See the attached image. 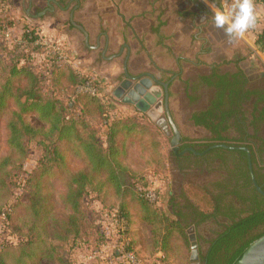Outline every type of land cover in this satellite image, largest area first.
Segmentation results:
<instances>
[{
    "label": "trees",
    "instance_id": "trees-1",
    "mask_svg": "<svg viewBox=\"0 0 264 264\" xmlns=\"http://www.w3.org/2000/svg\"><path fill=\"white\" fill-rule=\"evenodd\" d=\"M0 22L4 36L7 25L12 26L14 20L5 18ZM23 25L22 31L15 37L12 36L11 41L5 40L0 45V123L5 122L6 143L9 148L8 155L0 161V171L8 167L14 155L24 157V160L29 155V143L32 141L41 147L42 156L35 176L28 175L24 184L18 179L23 188L22 192L26 193V200L18 196L16 203L3 209L0 215L6 212V221H11L14 218V208L17 209L19 204L25 202L24 209L29 210L32 215L30 229H33L36 226L35 219L46 204V198L41 193V183L46 178L59 177L65 188L61 200L69 213L60 220L61 225L53 240L63 243L68 241L71 249L79 244L80 239L84 243L88 242L89 246L94 245L93 247L102 244L111 248L103 254V262L128 264L125 257L116 252L120 240L116 220L124 217L128 221L127 233L131 238L132 248L136 249L130 229L131 197L134 195L138 200L155 203L145 189L146 177L136 172L128 158L142 150H150V153L157 155L159 162H164L166 158L162 140L166 135L146 114L130 113L120 107L105 93V81L85 70L80 72L77 68V72L72 69L73 62L60 63L54 55L41 60L40 64L36 62L37 54L45 50L38 43L41 30L35 23ZM259 42L264 47V30L260 33ZM82 75L94 79L96 95L78 92ZM258 96L263 101L264 91L259 92ZM29 116L36 117L42 125L35 126L28 120ZM203 118V115L194 117L200 125H205ZM213 130L218 132L217 127ZM244 134L247 137L243 145L250 149L253 163L259 167L260 172L264 170L260 150L252 143L245 129ZM156 138H159L158 141ZM131 142L137 143L133 149L128 146ZM238 153L246 168L243 172L245 182L253 186L247 153L244 150H239ZM69 157L79 162L80 167L70 168ZM259 172H255L256 179L263 185L264 175H259ZM253 189L260 198L261 195L254 186ZM89 195L91 202H98L102 206H108L103 203L105 200L111 203L108 195L118 198L119 205H109L107 210H103L113 218L110 234L102 231L98 223L89 218L86 206ZM162 209L168 214L164 207ZM202 214L204 220L215 218L219 212L215 207L212 213ZM177 215L183 217L182 212ZM185 227L183 220L178 218L172 221L167 230L170 233L177 229L186 236ZM263 235L262 197L248 215L238 220L233 219L222 233L210 241V246L201 255V259L204 264H233L246 247ZM25 242L26 245L31 243L26 246L29 251L25 256L33 257V240L27 238L22 244ZM48 259L67 262L64 256L53 257L51 252ZM16 264L27 263L22 259Z\"/></svg>",
    "mask_w": 264,
    "mask_h": 264
},
{
    "label": "crops",
    "instance_id": "crops-1",
    "mask_svg": "<svg viewBox=\"0 0 264 264\" xmlns=\"http://www.w3.org/2000/svg\"><path fill=\"white\" fill-rule=\"evenodd\" d=\"M208 2L45 0L38 13H27L18 21L35 23L44 36L60 39L73 58L72 69L105 81V93L130 113L143 114L113 94L126 77L125 67L133 76L150 74L169 82V108L182 134L181 149L201 151L218 143L238 147L247 137L245 129L264 162V100L258 96L264 91V47L259 42L264 0H252L257 19L242 38L228 37L214 26ZM216 2L220 6L225 0ZM201 115L205 125L194 119ZM215 150L223 160L231 158L225 171L234 175L236 186L237 149ZM102 258L95 264H106Z\"/></svg>",
    "mask_w": 264,
    "mask_h": 264
},
{
    "label": "rangeland",
    "instance_id": "rangeland-1",
    "mask_svg": "<svg viewBox=\"0 0 264 264\" xmlns=\"http://www.w3.org/2000/svg\"><path fill=\"white\" fill-rule=\"evenodd\" d=\"M44 4L45 0H31V2L29 0H14L13 2L12 0L9 15L5 17L0 14V21L8 17L14 20L11 33L15 37L24 27L23 23L18 21L20 17L26 16L27 13H38L37 11L41 10ZM32 8L35 10L33 11ZM4 36L0 22V45L7 40ZM39 53L35 61L40 64L41 60L44 59L43 55ZM28 120L35 126L42 125L34 116H29ZM172 135L170 131L168 136H163L165 163L159 162L157 155L150 153V150H142L137 154L140 156L134 155L128 158V161H131L130 163L136 168V172L142 173L146 177L147 187L145 189L149 193L153 192L156 197L153 199V196L149 195L151 200L155 201L153 204L138 200L134 195L131 197V205H129L131 236L134 239L136 251H138L144 264H204L201 255L208 250L210 241L217 236L221 226L224 225L223 219L218 225L215 221L210 220L207 224L195 226L192 222H187L184 216L178 217L177 214L181 212L182 207L188 209L190 206L195 207L201 213H212L216 207L215 200L217 198L214 196H216L215 191L218 189L216 183L214 184V181L210 182L208 179H216L220 174L217 170H227L229 164L222 161L202 166L199 158L192 154L176 155L170 145ZM156 139L158 141L159 138ZM128 146L129 149H133L137 143L131 142ZM29 147V155L24 160V157L14 155L8 167L0 171V212L16 203L18 196L26 200V193L22 192L21 183L24 184V179L28 175H36L39 159L42 156V149L37 142L32 141L29 143ZM8 153L5 122H1L0 161ZM180 158L182 159L180 160ZM124 159L126 160V156ZM20 160H22L20 165L15 167ZM68 160L70 168L77 169L80 167V163L75 159L69 157ZM206 169L208 172L205 171ZM64 192L65 188L61 178L51 177L43 180L41 193L46 198V204L41 209L38 218L35 219L36 226L33 229H30V224L33 223L32 215L29 210L24 209V201V204H19L17 209L14 208V218L11 221L8 222L6 218L4 219L6 212L0 215V264H16L22 259H25L27 264H95L107 250H111L109 248L103 251L104 245L102 244L96 247H93L94 245L89 246L87 245L88 242H83V239H80L79 244L72 249L68 241L63 243L53 240L54 234L61 225L60 220L69 213L68 208L64 207L61 200ZM108 196L111 203L109 204L106 200L103 202L108 206L91 202L90 195L87 198L86 206L89 211V218L96 221L102 231L110 234L114 223L113 218L103 210H107L109 205H119V200L117 197ZM231 197L227 195L224 200H231ZM162 207L166 209L168 214ZM5 217L7 216L5 215ZM178 218L183 219V224L186 226V236L177 229H173L170 233L167 230L172 221ZM192 226H194V231L188 232ZM190 234L195 236L198 243V258H196V253L192 248ZM26 237L33 240L34 245H31L33 257L25 256L29 251L27 247L31 244L26 245V242L22 244L27 239ZM50 252L53 257L64 256L68 263L48 259ZM93 254L94 257H90Z\"/></svg>",
    "mask_w": 264,
    "mask_h": 264
},
{
    "label": "water",
    "instance_id": "water-1",
    "mask_svg": "<svg viewBox=\"0 0 264 264\" xmlns=\"http://www.w3.org/2000/svg\"><path fill=\"white\" fill-rule=\"evenodd\" d=\"M125 74V79L120 82L113 92L114 96L123 104L132 105L139 111L146 113L150 119L155 121L159 127L166 131L167 134H170V126L173 134L170 140V145L176 155L180 156L186 153L202 155L204 152L215 148L243 149L248 154L253 184L258 192L264 196V189L257 182L254 175L251 153L247 147H232L227 144L218 143L210 146L203 152H200L193 147H187L180 150L182 134L176 125L169 108V82L159 81L150 74L133 76L128 72L126 67ZM193 231L194 226L188 230V232ZM190 239L192 240V248L194 253H196V258H198V243L196 238L193 234H190ZM117 253L120 254L119 252ZM233 264H264V235L254 240L248 247H246Z\"/></svg>",
    "mask_w": 264,
    "mask_h": 264
},
{
    "label": "flooded vegetation",
    "instance_id": "flooded-vegetation-1",
    "mask_svg": "<svg viewBox=\"0 0 264 264\" xmlns=\"http://www.w3.org/2000/svg\"><path fill=\"white\" fill-rule=\"evenodd\" d=\"M243 143H244V141H242V144L239 145L238 147H241V146L246 147L245 145H243ZM185 148H187V147H184L181 149V144H180V150H183ZM206 148H208V147H206ZM206 148H204V150H201L200 152L205 151ZM216 149H218V148H216ZM239 150H243V149H237V152H236V155H237L236 156L237 171H238L237 172V178L238 177L240 178V182L238 184H236V186H234V180H233L234 175L229 174L228 171H225V170H222V171L217 170L218 173H220V174L216 177V179L215 178L208 179L210 182L214 181V184L216 183V187L218 189V191H215L216 196H214V194H213L214 190L212 191V194H213L214 198H217V200H215V205L218 209L219 214L215 218H209V219L203 220V214L198 209H196L195 207L190 206L188 209H187V207H182L181 212H182L183 216L186 218L185 220L187 222H192L195 226H197V225L200 226L201 224H207V223H209L210 220H212V221H215L218 225L223 219L224 225L221 226V229L218 232V234H219L225 230L226 226L228 224H230L233 219L238 220L240 217H244V216L248 215L251 212V210L253 208H255V206L260 201V199H262V197L264 198V196L261 194H260L261 195L260 198L258 196H256V192L253 189V186L255 187L254 184L252 186L251 184H247L245 182V179L243 177V172L246 171V168L243 164V161H242L240 154L238 153ZM220 152L221 151H219V150L212 149V150H209L207 152H204L202 155H196V156H197V158H199L202 166L210 165V164H212V162H222V161L229 162L231 160L230 157H227L228 159L223 160L224 155H221ZM250 153H251V151H250ZM186 154H190V153H186ZM247 157H248V154H247ZM251 158H252V153H251ZM181 159L182 158H180V160ZM261 159H262V157H261ZM252 164H253V172H254V175L256 177L255 172L257 171L256 170L257 166L254 165L253 160H252ZM179 165H181V164L179 163ZM248 166H249V171H250L249 173H250L251 179H252L249 161H248ZM205 171L208 172V169H206ZM263 173H264V170H263ZM222 174H224V175H222ZM209 176H210V174H209ZM252 183H253V181H252ZM261 186L263 187L264 183ZM257 192H258V190H257ZM227 195L232 196L231 197L232 199L225 201L224 199ZM243 203H245V205H242ZM218 234H217V236H218Z\"/></svg>",
    "mask_w": 264,
    "mask_h": 264
},
{
    "label": "built area",
    "instance_id": "built-area-1",
    "mask_svg": "<svg viewBox=\"0 0 264 264\" xmlns=\"http://www.w3.org/2000/svg\"><path fill=\"white\" fill-rule=\"evenodd\" d=\"M11 3L12 0L11 2H9L8 0H0V14H3L5 17H7L10 13ZM7 19L11 20V17H8ZM39 34L40 38L38 43H41L45 48L44 52L41 53L43 55V59L49 57V55H54L57 57V61L60 63L73 62V58L65 49V46L60 39L48 38L44 36L41 31ZM5 36L7 41H11L12 33L10 25H7L5 29ZM78 92L86 93L89 95H96L97 88L95 86L94 79H92V77H89L88 75H83L82 82L78 86ZM149 195L153 196V199H156L153 192H150ZM5 218L6 217L4 214V219ZM116 224L120 239L118 241L119 243L116 252L122 254L128 264H144L136 249L132 248L131 238L127 233L128 221L124 217H118L116 220Z\"/></svg>",
    "mask_w": 264,
    "mask_h": 264
},
{
    "label": "clouds",
    "instance_id": "clouds-1",
    "mask_svg": "<svg viewBox=\"0 0 264 264\" xmlns=\"http://www.w3.org/2000/svg\"><path fill=\"white\" fill-rule=\"evenodd\" d=\"M208 7L214 26L232 38L244 37L257 19L252 0H232L230 4L225 0L220 6L216 0H209Z\"/></svg>",
    "mask_w": 264,
    "mask_h": 264
}]
</instances>
